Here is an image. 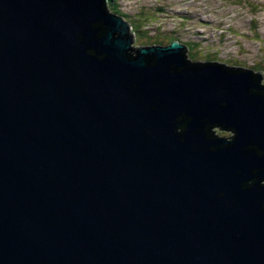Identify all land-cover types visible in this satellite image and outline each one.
<instances>
[{"label":"water","instance_id":"water-1","mask_svg":"<svg viewBox=\"0 0 264 264\" xmlns=\"http://www.w3.org/2000/svg\"><path fill=\"white\" fill-rule=\"evenodd\" d=\"M137 37L0 0V264H264L263 72Z\"/></svg>","mask_w":264,"mask_h":264},{"label":"rangeland","instance_id":"rangeland-1","mask_svg":"<svg viewBox=\"0 0 264 264\" xmlns=\"http://www.w3.org/2000/svg\"><path fill=\"white\" fill-rule=\"evenodd\" d=\"M131 14L142 8L159 9L160 23L148 25L149 37L138 36L137 43L153 44L156 30L179 27L181 17L187 21L179 35L194 42L189 58L212 60L263 72L264 75V0H119ZM157 32V31H156ZM168 44V43H166ZM264 83V77L262 79ZM233 135V132H231ZM229 131L220 133L228 138Z\"/></svg>","mask_w":264,"mask_h":264},{"label":"trees","instance_id":"trees-1","mask_svg":"<svg viewBox=\"0 0 264 264\" xmlns=\"http://www.w3.org/2000/svg\"><path fill=\"white\" fill-rule=\"evenodd\" d=\"M118 1L119 0H109V5H110L111 10L114 11L115 13L119 14V15H122L127 21H129L132 24L133 31L136 32L137 36L141 35V36L149 37L148 32H150V29L147 28V26L153 24L154 22L160 23L161 19L159 16L164 11L161 8H159V9H157V8L156 9L142 8L139 11H137L136 13L131 14L129 12L124 11L123 8H121V5ZM180 20H181V24L179 25V27H177V26L172 27V29H170V31L163 32L161 29L156 30L157 32L155 31L153 34L157 36L156 37L157 39H156V41H152V43L166 44V43H170L173 40H179L182 44L187 45L189 48L196 45L194 42L184 41L180 37L179 30L182 29V27L184 26L187 19L183 16L180 18ZM191 60L199 61V60H194V59H191ZM202 62H216V61L205 60ZM217 63L227 65V64L222 63V62H217ZM227 66H230V65H227ZM230 67H239V66H230ZM212 131L215 132L216 135H220V136H224L220 133H227L228 132L227 130H224L223 128H221L219 126L214 127ZM229 133H231V132H229ZM224 137L228 138L227 136H224Z\"/></svg>","mask_w":264,"mask_h":264},{"label":"flooded vegetation","instance_id":"flooded-vegetation-1","mask_svg":"<svg viewBox=\"0 0 264 264\" xmlns=\"http://www.w3.org/2000/svg\"><path fill=\"white\" fill-rule=\"evenodd\" d=\"M231 136H232V134H231ZM224 137V136H223ZM226 138V137H225ZM230 138V137H229Z\"/></svg>","mask_w":264,"mask_h":264},{"label":"bare ground","instance_id":"bare-ground-1","mask_svg":"<svg viewBox=\"0 0 264 264\" xmlns=\"http://www.w3.org/2000/svg\"><path fill=\"white\" fill-rule=\"evenodd\" d=\"M220 127V126H219ZM229 132H231V131H229Z\"/></svg>","mask_w":264,"mask_h":264}]
</instances>
